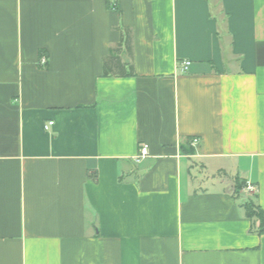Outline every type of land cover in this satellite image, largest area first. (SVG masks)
I'll return each mask as SVG.
<instances>
[{
	"label": "crops",
	"instance_id": "obj_1",
	"mask_svg": "<svg viewBox=\"0 0 264 264\" xmlns=\"http://www.w3.org/2000/svg\"><path fill=\"white\" fill-rule=\"evenodd\" d=\"M252 203L264 0H0V264H264Z\"/></svg>",
	"mask_w": 264,
	"mask_h": 264
},
{
	"label": "trees",
	"instance_id": "obj_2",
	"mask_svg": "<svg viewBox=\"0 0 264 264\" xmlns=\"http://www.w3.org/2000/svg\"><path fill=\"white\" fill-rule=\"evenodd\" d=\"M126 47L129 54L133 57L132 49V34L127 31L125 36H122L120 43L112 50L111 54L104 60V77H127L135 76L134 66L123 62L121 54L123 47ZM123 181V178L121 179ZM239 188V187H238ZM242 188V187H240ZM248 218L259 222L257 232L264 234V213L259 206L252 204L244 205ZM255 222V226H256Z\"/></svg>",
	"mask_w": 264,
	"mask_h": 264
},
{
	"label": "built area",
	"instance_id": "obj_3",
	"mask_svg": "<svg viewBox=\"0 0 264 264\" xmlns=\"http://www.w3.org/2000/svg\"><path fill=\"white\" fill-rule=\"evenodd\" d=\"M42 62L45 64L47 62V60L44 58L42 60ZM183 70H187L190 66V62L189 61H185L181 64ZM54 125V122L53 121H50L48 122L47 124H45L44 128L46 131H49L52 126ZM200 144V139L198 138H195L193 140H191V146L196 148L198 147V145ZM149 156V148L147 145H143L141 148H140V151H139V154L134 158V162L136 164H140L142 163L144 160H146Z\"/></svg>",
	"mask_w": 264,
	"mask_h": 264
},
{
	"label": "rangeland",
	"instance_id": "obj_4",
	"mask_svg": "<svg viewBox=\"0 0 264 264\" xmlns=\"http://www.w3.org/2000/svg\"><path fill=\"white\" fill-rule=\"evenodd\" d=\"M244 183L243 182H238V187H243Z\"/></svg>",
	"mask_w": 264,
	"mask_h": 264
}]
</instances>
